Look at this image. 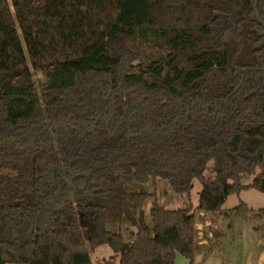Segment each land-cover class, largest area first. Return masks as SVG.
Segmentation results:
<instances>
[{
    "label": "trees",
    "instance_id": "obj_1",
    "mask_svg": "<svg viewBox=\"0 0 264 264\" xmlns=\"http://www.w3.org/2000/svg\"><path fill=\"white\" fill-rule=\"evenodd\" d=\"M253 1L0 0V264H92L102 245L118 264H195V214L154 204L149 230L150 195L127 189L158 178L189 195L199 180L197 213L264 194ZM125 38L164 56L133 65ZM122 219L130 242L107 229Z\"/></svg>",
    "mask_w": 264,
    "mask_h": 264
},
{
    "label": "rangeland",
    "instance_id": "obj_2",
    "mask_svg": "<svg viewBox=\"0 0 264 264\" xmlns=\"http://www.w3.org/2000/svg\"><path fill=\"white\" fill-rule=\"evenodd\" d=\"M8 4L11 5V0H8ZM116 46L134 58L133 65L144 66L164 56L163 50L154 44L142 45L136 38L122 39ZM33 79L35 84L43 80L39 73H33ZM212 169L211 161L207 164L204 176H208ZM252 180L253 176L243 177L241 183L249 185ZM200 191L199 180H194L189 195H184L174 193L166 181L158 178L127 189L130 194L150 195L141 208L145 226L149 230H152L150 210L154 204L169 210L189 209L195 214L196 238L199 239L197 233L201 232V240L207 242L196 247L195 264H264V194L254 189L244 190L230 195L219 212L200 215L196 211ZM240 204L243 206L237 209ZM133 211L139 214V210L134 208ZM107 229L120 233L125 242H130L131 234L135 233V228L126 219H122L120 223L108 224ZM88 250L92 264L119 263V259L114 258V253L107 245ZM173 264L189 262L176 254Z\"/></svg>",
    "mask_w": 264,
    "mask_h": 264
},
{
    "label": "water",
    "instance_id": "obj_3",
    "mask_svg": "<svg viewBox=\"0 0 264 264\" xmlns=\"http://www.w3.org/2000/svg\"><path fill=\"white\" fill-rule=\"evenodd\" d=\"M256 3H257V0H254L253 4H252L254 11H255V16H256L257 20L263 24V27H264V21L259 17V14H258L257 9H256ZM263 33H264V31H263Z\"/></svg>",
    "mask_w": 264,
    "mask_h": 264
},
{
    "label": "crops",
    "instance_id": "obj_4",
    "mask_svg": "<svg viewBox=\"0 0 264 264\" xmlns=\"http://www.w3.org/2000/svg\"><path fill=\"white\" fill-rule=\"evenodd\" d=\"M199 214H200V215H204V214H206V213H199ZM197 229H199V228L197 227ZM197 234H198L199 239L201 240L202 237H203V236H202V233H201V232H200V233L198 232ZM199 239H198V240H199ZM198 240H197V244H198V246H202V245H205V244L207 243L206 240H205V241H202V240H201V241H198Z\"/></svg>",
    "mask_w": 264,
    "mask_h": 264
}]
</instances>
